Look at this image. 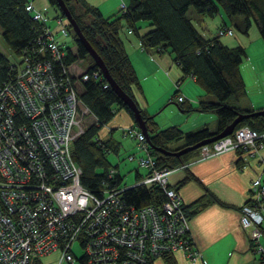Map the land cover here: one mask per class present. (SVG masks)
Wrapping results in <instances>:
<instances>
[{"label": "built area", "instance_id": "built-area-1", "mask_svg": "<svg viewBox=\"0 0 264 264\" xmlns=\"http://www.w3.org/2000/svg\"><path fill=\"white\" fill-rule=\"evenodd\" d=\"M35 1L26 10L40 31L20 56L14 76L0 87V264H40L54 253H59L58 264H73L79 260L75 244L82 248L85 264H152L180 251L191 261L200 259L183 199L169 183L174 170L158 166L138 127L123 128L122 136L136 142L140 154L127 159L147 169L146 175L135 185L122 186L116 181L119 171L112 168L99 196L82 185L72 147L90 116L95 120L80 97L89 72L78 66L82 60L66 64L67 50L77 49L62 44L71 37L66 17L49 16ZM126 7L122 4L120 10ZM225 35L233 36V30L218 31V37ZM99 76L103 78L100 68L93 72L95 79ZM178 101L185 99L179 96ZM230 150L262 161L261 174L249 185L253 204L241 206L239 218L251 248L264 261V131L242 126L234 135L200 147L193 161ZM136 186L159 187L162 202L129 205L124 193Z\"/></svg>", "mask_w": 264, "mask_h": 264}, {"label": "trees", "instance_id": "trees-1", "mask_svg": "<svg viewBox=\"0 0 264 264\" xmlns=\"http://www.w3.org/2000/svg\"><path fill=\"white\" fill-rule=\"evenodd\" d=\"M29 1L0 0L2 37L7 48L16 58L20 57L25 49L32 47L41 28V25L26 10ZM64 1L85 38L106 64L109 74L135 102L133 87H139L140 81L133 63H131L130 55L127 53L124 34L126 29H131L134 33L139 21H146L153 26L150 32L141 36L143 47L145 49L154 48L156 51L159 49L160 53L169 51L183 71L182 79L192 78L210 98L198 101L196 104L188 101H176V104L184 114L197 111L214 113L217 117V127L214 131L209 127H202L196 131L185 132L179 125L161 129L155 121V115L149 116L144 110H141V116L145 120L152 146L149 145L150 151L154 158H157L159 167L175 170L185 166L198 157L199 148L177 156L161 153L157 151V148H162L170 153L188 148V146L218 135L240 114L251 112V110L247 111L240 107L241 100L248 95L240 69L241 63L247 57L246 49L240 45L225 46L218 36L212 39L203 37L192 19L189 18L188 12L194 8L199 16L213 17L221 10L231 20H238L232 26L244 35L248 33L253 22L264 43V0H130L126 11L120 10L118 14L107 17L98 7L86 0ZM48 2L55 8V14L64 17L56 0H48ZM67 24L69 28H72L70 23L67 22ZM73 38L77 49L72 53L68 52L67 48L66 64L83 60L88 56L91 58L93 66L88 69L90 78L83 82V91L80 97L84 104L90 108L95 120L87 123L91 125H86L85 133L76 139L72 151L75 161L78 162L83 172L80 179L82 185L91 193L99 196L104 183L110 182L108 180L109 170L117 169V165L112 166L107 154L110 150L114 152L118 150L114 140L101 139L100 132L122 109H125L132 117L134 126L138 127V125L130 108L121 101L111 86H105L107 81L104 76L103 78L99 76L97 79L93 77V72L99 71L98 65L95 64L91 55L87 54L84 45L79 42L77 34ZM18 67H20L19 63L12 62L0 51V87L14 76ZM211 95L216 100L212 99ZM242 126H248L262 133L264 131V114L251 115L249 118L243 119L235 130ZM235 130L232 132L233 135ZM235 152L239 156L244 153L243 150ZM240 161L237 165L242 170L245 164ZM192 180L203 186L206 192L204 198L209 199L208 203L211 200L218 201L193 175L185 177L178 186ZM116 181L122 184V178L119 175H117ZM173 188L179 191L178 188ZM123 199L129 205L140 208L161 203L163 194L162 190L156 186L150 188L136 186L126 189ZM205 199L197 202L196 207L199 209L204 207ZM245 204L252 205V199ZM185 210L188 212L186 208ZM195 213V210L188 212V217L191 218ZM163 259L165 264H179L173 254H166ZM79 261L81 264H85L83 258H79Z\"/></svg>", "mask_w": 264, "mask_h": 264}, {"label": "crops", "instance_id": "crops-1", "mask_svg": "<svg viewBox=\"0 0 264 264\" xmlns=\"http://www.w3.org/2000/svg\"><path fill=\"white\" fill-rule=\"evenodd\" d=\"M95 7H98L102 14L112 16L120 12V6L125 4L128 6L130 0H86ZM35 4L43 10V8L50 7L48 0H36ZM220 10L217 14L222 15ZM204 16V15H203ZM198 18L200 21L201 17ZM224 20L223 25L219 29L229 27L237 19H230L222 17ZM241 21V19H239ZM230 24V25H229ZM242 26V25H240ZM153 28L151 24L146 21H139L134 29V33H129L126 29L124 34V42L126 44L127 53L130 55L131 63H133L136 74L139 78V87H133V95L137 105L140 109L145 111L149 116L155 115L158 126L165 129V127L179 125L183 131H196L202 127H209L214 130L217 127V117L211 112L201 113L192 112L194 117L190 118L188 113L184 114L176 104L179 96H183L185 101L196 104L198 101L210 99L205 92L198 86L192 78L182 79L184 74L174 60L173 55L168 52H158L154 48H144L141 36L150 32ZM253 31V32H252ZM254 39L260 37L258 28L252 22L251 28L246 35L240 37L238 40L231 42H221L229 47H236L238 45L244 47L247 51L246 59L241 63L240 69L243 79L246 83L248 90V81L245 78V72L250 76L253 75L255 81L254 87L259 84L261 80V73L255 71L256 69L248 61L250 58V35ZM257 35V36H256ZM217 36V35H216ZM249 39H248V38ZM5 44V43H4ZM264 46L261 45V48ZM7 46L0 51L7 56L10 52ZM11 53V52H10ZM264 53V48H263ZM245 66V67H244ZM261 88V87H260ZM257 89V87L255 88ZM263 90V89H262ZM260 96L255 99H250V90L246 98L248 102H240V107L247 111H258L264 109V97L261 89H257V95ZM169 111L170 116H178V120L170 118L165 112ZM164 117V118H163ZM163 118V119H162ZM191 126L187 125L189 123ZM134 127V121L125 109L120 110L108 124V134L110 135L105 140L112 139L117 145L116 155L118 157L123 144L114 138L116 130H123L125 127ZM212 130V131H214ZM128 140L125 147L129 155H139L140 152L136 148V142ZM126 150V151H127ZM264 156V152H262ZM119 159V158H118ZM121 160V159H120ZM241 160V161H240ZM123 160L120 161V163ZM128 164L136 163L127 159ZM243 162L246 165L241 170L237 165L238 162ZM120 163H117L119 176L122 178ZM135 180L146 175L147 169L140 168L138 164L135 168ZM143 169L145 172H142ZM262 172V161L259 158H249L246 155L239 156L235 151L221 153L218 156L210 157V159L189 162L183 167H178L168 175L169 183L172 187L179 189L181 199H183L184 207L191 212L196 211L190 218V231L192 240L194 241L195 248L200 252L201 258L191 261L185 252H176L174 254L177 263L179 264H264L260 256L254 253L250 246V239L248 232L240 225L239 209L246 202L251 199L250 196V183L259 176ZM193 175L209 190L210 193L217 198L218 201H213L210 198L205 199V189L201 184L192 180L182 186H178L185 177ZM123 180V179H122ZM122 184L124 182L122 181ZM126 185V183H125ZM201 199H205L206 205L201 209L196 207V203ZM220 202V203H219ZM262 245L264 247V235L262 236ZM55 254V253H54ZM46 256L40 264H47L49 257ZM44 261V262H43ZM65 264V263H62ZM70 264V263H68ZM152 264H165L164 259H155Z\"/></svg>", "mask_w": 264, "mask_h": 264}, {"label": "rangeland", "instance_id": "rangeland-1", "mask_svg": "<svg viewBox=\"0 0 264 264\" xmlns=\"http://www.w3.org/2000/svg\"><path fill=\"white\" fill-rule=\"evenodd\" d=\"M43 10L46 14H48L51 17H53L55 15V8H53L52 6L45 8V9L43 8ZM188 16H189V18L192 19V21L194 22V25L199 30L200 34L203 37L208 38V39H212L218 34V31L220 30L219 29L220 26L223 25V23H224V20L222 17H225L226 21L228 20L227 16L224 13H222V15L216 13L213 17H209L207 15H204L203 17H201L202 21H200L196 11L194 10V8H192L188 12ZM230 26L232 27V25H230ZM69 29H70L71 37L66 39L64 42H62V44L64 45L65 48H70V47L74 46L73 37L75 34H74L72 28H69ZM231 29L233 30V33H234L233 36L225 35V36H221L220 38H222V40H224V41L226 40V41L231 42V41L236 40V39L238 40L240 37H243L244 34H242L236 27H232ZM250 36H251L250 39L248 37L247 38L249 39V42H250L251 48L249 49V51H250V58H252V59H250L248 61V65L251 64L253 66V68L256 69L255 71H257L258 73H261L262 76L260 78L261 80L257 81V82H259V84H257V86L254 87L253 85L255 84V81L253 79L254 78L253 75L250 76L249 74H247L246 71H244L245 72L244 74H245V78L248 81V90H250V96H251L250 99L251 98L255 99V98L260 97V96H256L257 95V89H261V92H262L263 97H264V53H263L264 47L261 48V45L264 46V43L262 41L261 36L257 40L254 39V36L252 34ZM4 43H5V41H4V38L2 37V27H0V49L1 50L3 49V47H5ZM6 50H8V49L6 48ZM7 56L12 60V62L19 63V66H21L23 58H21V57L16 58L10 52H8ZM78 66H80L83 71H88V69L93 66L91 58L88 56L87 58L83 59L78 64ZM256 87H257V89H255ZM211 98L215 99V97H213L212 95H211ZM242 102H248V100L245 99V100H242ZM167 114H168L167 117H165V118L163 117L164 120L165 119L169 120L170 118L178 120L177 118L179 115L178 116L177 115L176 116H170L169 111H166L165 115H167ZM188 115H189V117L191 116L190 118L195 116V114H192V113H188ZM92 120H93V118H91V116H90L89 122L91 123ZM155 121L157 122V120H155ZM190 122H192V120H189V123L187 125H189V126L193 125ZM86 125L88 126L91 124H86ZM165 129H166V127H165ZM212 130H214V128H212ZM113 134H114V138H116L117 140H119L123 144V148H121L122 150H120L118 157L116 155L117 154L116 152L110 151L107 154V158L111 162L113 167L115 165H117V163H120L121 160H123L120 163V170H121V175H122V179H123L122 181L124 182V184H122V186L135 185L139 181V180L134 179L135 170L133 168H135L137 164L136 163L128 164V161L126 159V156L128 154V150L125 147L127 146V144L129 142L125 137L122 136L121 130H116ZM100 136L103 139H106L110 136L108 134V125H105L103 127L102 131L100 132ZM141 171L145 172L143 169H141ZM125 183H126V185H125ZM73 250H74L75 256H77L78 258H80L83 255L82 248L79 247L77 244H75ZM48 259H49V261L47 264H58L59 253L53 254ZM65 264H68V263L65 262ZM73 264H81V262L78 259H76V261Z\"/></svg>", "mask_w": 264, "mask_h": 264}, {"label": "water", "instance_id": "water-1", "mask_svg": "<svg viewBox=\"0 0 264 264\" xmlns=\"http://www.w3.org/2000/svg\"><path fill=\"white\" fill-rule=\"evenodd\" d=\"M57 5L61 12L63 13L64 17H66L68 23H70L74 34H77V38L81 44L84 45L87 54H90L93 60L95 61V64L98 65V68H100L102 75L106 79L109 86L112 87V89L116 92V94L120 97L121 101L130 108V110L133 113V116L135 117L137 121V125L140 128V130L143 132V134L147 137V141L150 144V140L148 137V129L145 125V120L143 119V116H141V109L139 105L134 101L133 98H131L129 95H127L122 88L117 85L112 75L109 74V71L107 69L106 64H104L102 58L99 54L96 53V51L93 49L92 45L89 44L88 40L85 38L84 34L81 32V29L74 19L72 13L70 12L66 2L64 0H56ZM264 114V109L258 110V111H251L247 113L240 114L239 117H237L231 124H229L228 127H226L223 131H221L218 135L212 136L207 140H203L201 142H198V144H195L193 146H188V148L178 150L177 152L170 153L169 151H165L162 148H157V151H160L164 154H173L175 156L181 155L184 153H187L188 151L197 150L198 148L209 145L210 143L219 141V139H222L224 137H228L232 132L235 130V128L240 124V121L243 119L249 118L251 115H262Z\"/></svg>", "mask_w": 264, "mask_h": 264}, {"label": "bare ground", "instance_id": "bare-ground-1", "mask_svg": "<svg viewBox=\"0 0 264 264\" xmlns=\"http://www.w3.org/2000/svg\"><path fill=\"white\" fill-rule=\"evenodd\" d=\"M129 8V7H128ZM101 77V76H100Z\"/></svg>", "mask_w": 264, "mask_h": 264}]
</instances>
